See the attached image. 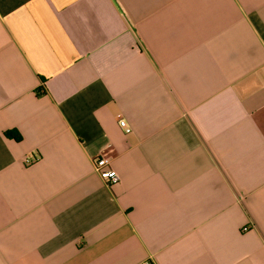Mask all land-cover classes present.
Instances as JSON below:
<instances>
[{"label": "crops", "instance_id": "1", "mask_svg": "<svg viewBox=\"0 0 264 264\" xmlns=\"http://www.w3.org/2000/svg\"><path fill=\"white\" fill-rule=\"evenodd\" d=\"M146 260L264 264V0H0V264Z\"/></svg>", "mask_w": 264, "mask_h": 264}, {"label": "built area", "instance_id": "2", "mask_svg": "<svg viewBox=\"0 0 264 264\" xmlns=\"http://www.w3.org/2000/svg\"><path fill=\"white\" fill-rule=\"evenodd\" d=\"M120 125L125 128L126 131L129 130V127L125 125L123 120L119 121ZM37 158V155H31L27 157L25 160L27 162H31ZM93 169L99 174L103 179H105L106 183L111 186L119 181V174L117 171L109 164L108 158L104 153L99 154L93 160ZM142 264H150L149 261H144Z\"/></svg>", "mask_w": 264, "mask_h": 264}, {"label": "trees", "instance_id": "3", "mask_svg": "<svg viewBox=\"0 0 264 264\" xmlns=\"http://www.w3.org/2000/svg\"><path fill=\"white\" fill-rule=\"evenodd\" d=\"M5 134L9 135V136H12L13 138H15L17 140L20 139V135L19 134L13 133L11 131H7V132H5Z\"/></svg>", "mask_w": 264, "mask_h": 264}]
</instances>
